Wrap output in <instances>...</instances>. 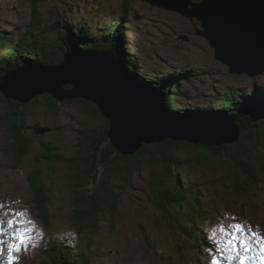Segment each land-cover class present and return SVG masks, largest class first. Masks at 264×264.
Segmentation results:
<instances>
[{
    "label": "rangeland",
    "instance_id": "1",
    "mask_svg": "<svg viewBox=\"0 0 264 264\" xmlns=\"http://www.w3.org/2000/svg\"><path fill=\"white\" fill-rule=\"evenodd\" d=\"M48 1L49 3H46L40 10L41 0H0V40H2L0 41V67L3 66L4 70H13V66H16L10 54L15 51V49H12L15 48L13 42L17 40L20 34H23L29 24L31 26L32 22L30 23V21L34 14L39 13L48 17V21H53L55 27L61 29L68 23L77 24L83 17L98 27H105L111 15L114 14L120 20L123 17L125 18L122 23L128 26L124 30L126 46L132 47L134 54L139 56L138 58L140 59L138 61L136 57L135 60L137 75L141 74L144 76L143 73H145L152 78L154 77L153 75L159 74L157 73L159 71H162V73H173L180 66V64L175 62V59L182 64L190 65L196 69L200 68L199 73L203 75L201 81L199 83L191 82L187 85L184 83L185 85L180 89L181 95L174 99L178 106L183 108H176L174 111L168 109L165 99L173 94L171 90L174 89H171L169 85L176 86L178 83L174 84L171 82L166 84L160 77H157V80L160 79V81H157L159 86L154 84L157 86L155 88L157 92H154L148 90L152 89L151 82L142 78L141 80L139 79V87L142 90L145 89L143 90L144 92L150 95L159 94L161 98L164 96L163 103L167 110L173 112L172 116L174 118L179 120H194L196 117L221 118L239 127V124L236 123V117L231 116L234 112L219 110V105L222 101L220 95L225 92V87L228 86L231 89L239 90V95L254 93L253 96L258 97L264 94V71L253 75L247 72H231V67L227 63L215 57L216 49L210 45L208 38L199 33L201 29L200 23L178 10L158 7L145 0ZM190 1L193 3L200 0ZM191 3L189 2L188 8L192 7ZM116 23L119 24V20ZM170 31H175L181 37L171 40L175 37H173L174 34H170ZM49 37L46 38V41L50 42L51 52L47 53L45 51L43 57L49 56L50 58V55H52L60 58L64 50L61 47L54 46V38L48 40ZM105 43H99L101 46L97 47H102ZM119 48H117L118 51L125 53L123 48L121 50ZM126 52L130 54L131 50ZM110 56L113 59L117 57V55L115 57L112 54ZM120 57H117L121 62L120 65L118 63V68L124 62ZM9 59L11 60L9 61ZM162 61H167L168 64L164 65ZM56 62L58 61L56 60L54 63ZM36 64L45 65L42 62L35 63L31 61V66ZM121 67L119 69L127 74L128 72L124 69L127 67ZM127 69L130 72L133 70L132 68V70ZM3 72L5 71H0V75ZM132 75L134 76L133 73ZM127 77L130 78L129 76ZM180 82L183 83V81ZM254 86L256 87L255 89ZM0 93L3 95L2 92ZM262 98L264 99V96ZM0 100V114L8 113V110L14 111L11 105L10 107L8 106V102L3 99ZM75 103L74 99H63L60 100L59 105L61 111L59 110L52 114H40L39 116L30 115L21 121V124L26 127V129L24 127L22 129L26 131L27 138L31 139V148L28 150L29 155L22 166L20 163H14L15 153L11 151L14 144L9 129L0 125L1 222L5 219L12 220L11 217L16 222L15 207L13 206L10 209L12 215L7 211L5 202L10 200L15 202L17 200L19 201L17 204L21 208L20 213H22V215L17 216L18 221L16 224L18 225H23L28 219L32 218L41 229H46L49 239L54 232L76 229L70 225L69 221L59 217L67 215V212L61 210L58 204L52 207L53 209H51L47 223L40 217L36 211L35 204H33L35 202L24 170L25 168H27V171L31 169L36 162L35 159L39 157L40 153H43L42 147L38 144L40 143L39 138L45 140L49 138V134H45V132L51 133L50 129H45L44 126L53 125L52 127H55V130L59 132L55 139L63 143L67 147L68 152L76 148V129L81 126L93 127L96 117H93L92 120L89 115H84ZM235 107L237 108L234 109L236 111L234 115H237L236 113L242 114L238 105ZM167 114L171 116L169 113ZM232 118L235 120L233 121ZM99 121V119L96 120V122ZM34 124H38L41 129L31 127ZM193 149L195 147H192ZM217 162L216 159V163L211 162V165H218ZM211 174L212 171H203L188 176L189 180L185 182H191L190 184L195 187L192 186L194 190L193 197L197 200L190 199L188 208L187 206L183 207L184 216L179 218V226L176 229L177 224L174 221L175 226L172 227V230H169L172 233L171 237L163 226L158 225L159 221H162V214L160 215L159 212L157 226L154 225V213L151 210V203L147 199V195H145L143 186L145 179L144 177L134 176L132 178L134 186L132 189H127V193L121 197L118 203L119 212L114 222L102 220L97 225L95 233L94 231H86L79 234L83 242H88L89 245L87 255L91 261H88V264H191L188 263V259L190 258L189 254L193 251L189 247L190 240L187 237L188 234H185V227L188 225L189 228L195 218L196 223L194 222V225L200 230H204L203 228L211 223H222L224 220H231L238 221L248 227L251 226L264 235V177L261 180L263 181L262 184H258L256 188L253 185L249 186L247 192L243 194L242 192L237 193L234 186L224 180L226 176L216 173L215 175L219 179H214ZM183 178V174H180L181 181ZM187 185L189 186L188 183ZM58 203L67 204L66 201L61 199L58 200ZM14 221L13 224H15ZM167 221L169 220L167 219ZM141 224L148 231L150 237L161 242V245L157 246L159 248L157 253L153 251L152 247L147 245L146 238H148V235L146 237L143 235ZM188 230L189 233H193L191 228ZM76 231L78 232V230ZM197 232L199 233V230ZM89 237L92 239L89 240ZM160 239H163L164 243ZM201 239L203 238L201 237ZM207 241L212 246L209 234ZM40 242H46V238L37 237L28 243V259L25 264H54V262L52 263L44 257L38 259L42 254V252L40 253ZM200 243L201 246L194 247L196 257L192 260V264H202V261H205L208 257L209 250L206 249L205 242ZM0 244H2V241H0ZM5 245L4 239L0 250H3ZM161 251L165 252V254L161 253ZM38 253L40 254L38 255ZM223 260L228 264H239L238 261L233 262L226 259L225 256L221 262Z\"/></svg>",
    "mask_w": 264,
    "mask_h": 264
},
{
    "label": "trees",
    "instance_id": "2",
    "mask_svg": "<svg viewBox=\"0 0 264 264\" xmlns=\"http://www.w3.org/2000/svg\"><path fill=\"white\" fill-rule=\"evenodd\" d=\"M46 3L48 4L49 1L41 0L39 9L41 10ZM118 19L116 18V21ZM114 20L110 18L106 23L109 26L103 27L101 33L87 35L79 28L82 33L77 32L71 23L61 29L55 27L53 21H48V17L39 13L34 14L30 21V23L32 22L31 26L29 24L23 34H20L13 42L15 48L12 49L15 51L10 53L11 59L13 58L14 65L21 61L51 64L60 60L59 56L43 57L45 51L51 52L50 42L46 41V38L53 34L48 40L54 38V46L61 47L62 50L67 51L71 45L79 46L85 50L106 49L117 57L123 55L120 57L122 61L124 60L122 66L132 68L131 73L137 78L136 55L131 48L126 46L124 33L126 25L122 22L118 25V23H114ZM123 20H125L124 17ZM85 25L81 24L80 26L88 29ZM82 39L87 40L88 43ZM103 42H106L105 46L97 47L101 46L99 43L103 44ZM117 48L120 50L123 48L125 53L118 51ZM128 50H131L130 54L126 52ZM2 67H0V71L5 72L0 77L12 70H4ZM177 71L178 73L157 72L159 74L153 75L152 78L148 74L143 73L148 77L140 74L142 79L148 80L156 88L159 86L157 81L160 79L166 84L178 83L179 86L169 85L171 89H174H170L173 94L165 99L168 109L173 111L176 108H183L174 101L181 95L182 84L199 83L203 76L199 73L200 68L196 69L192 66L179 67ZM157 77L160 79L157 80ZM173 80H177V82ZM224 91L220 95L222 101L219 110L232 111L234 112L232 114H235L234 109L238 105L242 113H236L240 135L235 142L219 147H208L192 145L184 141L165 140L161 143L143 145L139 150L129 154L118 152L109 140L107 136L108 122L98 111L97 106L91 101L74 99L75 104L79 106V110L84 115H89L92 120L93 117H96L93 127H78L76 129V148L68 152L67 147L55 139L59 134L55 127H52L53 125L44 126L45 129H50L51 133L45 132V134H49V138L45 140L39 138L40 143L38 144L42 147L43 153H40L39 157L35 159L36 162L31 169L28 171L27 168L24 169L40 217L47 223L52 207L58 204L61 210L67 212V215L59 216L60 218L69 221L70 225L80 233L95 232L100 221L114 222L119 212L118 203L121 197L127 193V189L133 188L132 178L138 176L145 179L143 186L154 213V225L157 226L159 214H162V221H159L158 225L163 226L169 232L175 226L174 221L177 224L176 229L179 226V218L184 216L183 207L187 206L188 208L190 199L197 200L193 197L194 186L190 184L191 182H185L189 180L188 176L191 174L212 171L211 175L217 179L215 174L221 173L226 176L224 180L231 183L237 193L242 192L243 194L247 192L249 186L253 185L256 188L258 184H262L261 180L264 177V99L262 97L264 94L254 97V93L248 95L244 92L245 95H239V90L231 89L228 86ZM0 99L8 102V106L11 105L12 110L14 109L13 112L8 110V113L0 114V125L9 129L14 144L11 149L15 153L14 163H20L22 166L29 155L31 139L27 138L26 131H24L26 127L21 124V121L30 115L39 116L61 111L60 101L47 94L34 97L28 103L8 99L1 93ZM97 119L100 121L96 122ZM23 127L24 129H22ZM31 127L41 129L38 124ZM192 147L195 149L192 150ZM216 159L218 165H211V162L216 163ZM180 174L184 176L183 183ZM59 199L66 201L67 204L58 203ZM141 229L145 237L148 235L147 245L157 253L159 251V248H156L158 244L149 236L142 224ZM169 235L171 237L172 233L169 232ZM91 239L89 237V240ZM192 240L196 245L201 244L194 233H192ZM61 251L66 253L63 257L58 254L62 253ZM161 253L165 254L162 251ZM68 255L69 251L66 248L58 247L54 249L50 261L54 264H79L78 261L73 262L69 259ZM86 258L88 256L85 251L84 259Z\"/></svg>",
    "mask_w": 264,
    "mask_h": 264
},
{
    "label": "water",
    "instance_id": "3",
    "mask_svg": "<svg viewBox=\"0 0 264 264\" xmlns=\"http://www.w3.org/2000/svg\"><path fill=\"white\" fill-rule=\"evenodd\" d=\"M145 1L196 19L199 33L208 38L216 49L215 57L227 63L231 72L253 75L264 71V0ZM111 54L106 49L87 51L69 45L54 64L17 63L1 77L0 92L21 103L43 94L59 101L77 98L93 102L108 122L109 140L121 154L165 140L219 147L238 139L240 128L225 119L174 118L163 103L164 96L144 92L139 80L126 68L128 75L123 73L122 65L118 68L120 61Z\"/></svg>",
    "mask_w": 264,
    "mask_h": 264
},
{
    "label": "snow or ice",
    "instance_id": "4",
    "mask_svg": "<svg viewBox=\"0 0 264 264\" xmlns=\"http://www.w3.org/2000/svg\"><path fill=\"white\" fill-rule=\"evenodd\" d=\"M7 223L12 227L13 220H8ZM212 248L218 255H224L226 259L238 261L239 264H264V235L245 228L241 223L219 225L213 232ZM19 251L21 247L17 244L8 246L7 258L10 264L17 259L14 253ZM210 264H219L218 258L214 256Z\"/></svg>",
    "mask_w": 264,
    "mask_h": 264
},
{
    "label": "bare ground",
    "instance_id": "5",
    "mask_svg": "<svg viewBox=\"0 0 264 264\" xmlns=\"http://www.w3.org/2000/svg\"><path fill=\"white\" fill-rule=\"evenodd\" d=\"M228 7L230 8V9H233L234 7L233 6H230V5H228ZM170 33H172V31H170ZM167 38H169V37H167ZM169 39H171V38H169ZM176 38H173V39H171V40H175ZM155 47H156V45H155ZM154 47V48H155ZM97 49V48H96ZM112 54H114V53H112ZM115 55V54H114ZM169 59V58H168ZM171 59V58H170ZM121 63V62H120ZM145 77H148V75L146 76V75H144ZM141 78V75L139 76L138 75V77H137V81L139 80ZM190 87V86H189ZM235 116L236 117V123L238 124V116L237 115H234V114H231V116ZM233 119V121L235 120L234 118H232ZM232 136H234L233 134H232ZM217 227H218V225H209L208 227H204L203 229L204 230H200L199 229V231L204 235V238H205V240L207 241V236H208V234H209V238L212 240V242H213V232H214V230H216L217 229ZM191 236H192V234H191ZM161 241H162V243H164V240L163 239H160ZM208 242V241H207ZM70 244V242H64V244L66 245V244ZM1 246H2V244H0ZM199 246H201V244L199 245ZM211 249H213L212 248V246H211ZM215 250V249H214ZM75 251H77V250H75ZM216 253V252H215ZM61 255H62V257L65 255V252L64 253H60ZM217 254V253H216ZM58 256V255H57ZM213 253H210L209 251H208V259H212L213 257ZM212 257V258H211ZM222 258H224V255L222 256V255H220V257H219V264H228L227 262H225L224 260H223V262H221V260H222ZM3 259V258H2ZM234 262V261H233ZM205 264H210V261L208 262V261H206L205 262Z\"/></svg>",
    "mask_w": 264,
    "mask_h": 264
}]
</instances>
